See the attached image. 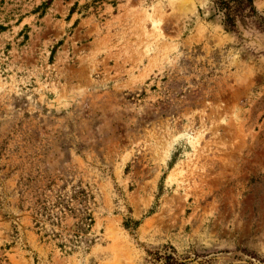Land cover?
I'll use <instances>...</instances> for the list:
<instances>
[{"label":"rangeland","instance_id":"374dc122","mask_svg":"<svg viewBox=\"0 0 264 264\" xmlns=\"http://www.w3.org/2000/svg\"><path fill=\"white\" fill-rule=\"evenodd\" d=\"M169 246L264 264V31L212 0H0V264Z\"/></svg>","mask_w":264,"mask_h":264},{"label":"trees","instance_id":"16d2710c","mask_svg":"<svg viewBox=\"0 0 264 264\" xmlns=\"http://www.w3.org/2000/svg\"><path fill=\"white\" fill-rule=\"evenodd\" d=\"M212 4L215 14L221 16V25L225 31L236 32L237 21L241 19H252L264 31V19L257 15L254 0H212ZM125 224L128 225V222ZM153 255L154 261L159 264H194L193 260L196 259L178 256L171 246L163 251H156Z\"/></svg>","mask_w":264,"mask_h":264}]
</instances>
